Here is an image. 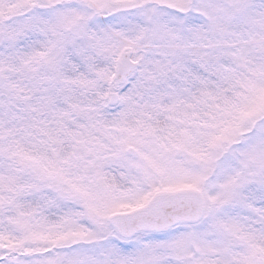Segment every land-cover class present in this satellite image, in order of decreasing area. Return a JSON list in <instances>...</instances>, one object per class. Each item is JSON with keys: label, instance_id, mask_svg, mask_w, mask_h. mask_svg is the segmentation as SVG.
Segmentation results:
<instances>
[{"label": "snow or ice", "instance_id": "snow-or-ice-1", "mask_svg": "<svg viewBox=\"0 0 264 264\" xmlns=\"http://www.w3.org/2000/svg\"><path fill=\"white\" fill-rule=\"evenodd\" d=\"M0 264H264V0H0Z\"/></svg>", "mask_w": 264, "mask_h": 264}]
</instances>
